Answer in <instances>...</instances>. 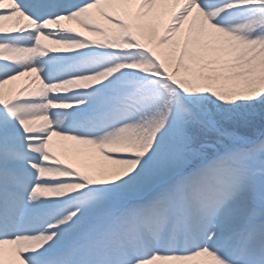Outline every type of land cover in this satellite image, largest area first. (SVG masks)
I'll return each mask as SVG.
<instances>
[{"label": "snow or ice", "instance_id": "1", "mask_svg": "<svg viewBox=\"0 0 264 264\" xmlns=\"http://www.w3.org/2000/svg\"><path fill=\"white\" fill-rule=\"evenodd\" d=\"M0 264H264V0H0Z\"/></svg>", "mask_w": 264, "mask_h": 264}, {"label": "bare ground", "instance_id": "2", "mask_svg": "<svg viewBox=\"0 0 264 264\" xmlns=\"http://www.w3.org/2000/svg\"><path fill=\"white\" fill-rule=\"evenodd\" d=\"M73 164H74V166H81L82 167L81 162L79 160L74 159Z\"/></svg>", "mask_w": 264, "mask_h": 264}]
</instances>
